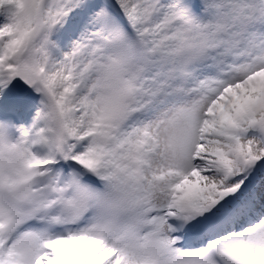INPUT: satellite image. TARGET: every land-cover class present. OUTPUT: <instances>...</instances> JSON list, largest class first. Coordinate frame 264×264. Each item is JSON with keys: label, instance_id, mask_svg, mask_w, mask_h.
Wrapping results in <instances>:
<instances>
[{"label": "rangeland", "instance_id": "374dc122", "mask_svg": "<svg viewBox=\"0 0 264 264\" xmlns=\"http://www.w3.org/2000/svg\"><path fill=\"white\" fill-rule=\"evenodd\" d=\"M84 1L40 0L38 13H53L56 17H65ZM129 1L126 6L115 0L117 8L123 10L124 15L133 22L139 38L131 40L122 28L113 27L123 39L119 38L115 41L117 44L111 46L108 43V53H101L97 62L81 55L83 44L80 41L71 42L70 53L67 55L73 57L68 60V72H64L63 77L70 75V83L74 87L82 86L87 90L89 97L86 99L96 105L93 124L98 126L102 123H114L118 131L117 137L128 133L133 141L132 150L127 154L121 150V143H117L115 150L111 145L114 152L110 154V148L103 147L98 152L95 150L90 160L84 163L86 171L76 166L71 168L70 184H77L78 189L69 199L63 196L60 198L62 208L55 214L54 221L63 229L68 223L76 225L79 218L71 219L77 212L94 211V229L99 230L90 238L99 248L95 258H83L81 253L80 260L71 257L64 260L62 248L67 250V246H73L74 243L68 236L56 234L51 236L52 244H56L48 252L51 255L46 257L49 259L48 264L54 261L51 259L54 255L58 258V264H167L170 249L165 238L167 229L162 210L170 186L181 178H187V183L189 182L185 186L189 190L186 198L188 209L183 210V217L195 222L194 219L202 220L206 216V220L211 222L215 215L228 216L219 224L221 226L217 232L220 234L211 235L214 236L212 242L219 243L224 251L241 264H264V214L247 227L240 223L228 228L229 222L236 220L245 203L238 201L241 196L264 185V108L249 118L247 123L239 125L241 134L226 133L222 121H217L211 126L212 129H217V135L208 136L203 143L194 141L189 153L191 160L198 159L200 150H197L203 147L205 154L202 160L211 165V169L205 168L203 173L198 174L199 177L194 175L192 178L191 166L178 172L179 166L173 161V154L181 147V129L171 123L175 113H187L188 106L196 103L206 92L210 95L207 102H218L220 107L221 100L216 97L228 89L233 78L237 81L249 71L264 65V49L256 47L261 31L252 25L249 0H201L203 15L196 20L187 14L186 2H183L184 15L179 18L172 11L162 9L160 0ZM260 2L263 4V0ZM114 12L115 18H118L117 12ZM42 30L39 23L31 27L14 55L15 60L8 67L6 81L0 83L4 89L11 85L9 76L13 69H22L36 77L30 91L23 96L26 99L22 107L35 93L46 94L45 91L54 83L50 78L44 77L37 64L38 41ZM106 40L112 42L109 34L101 38V43H107ZM225 53L229 55H222ZM246 65L251 66L247 69ZM241 67L246 70L240 69ZM213 79L219 82L215 89L210 86ZM260 83L264 87V74L256 75L241 89L244 92L249 89L247 95L252 102L263 96V88H253ZM237 87H233L230 94L240 100L243 95H238L240 90ZM8 93L17 94L15 89ZM7 98L13 105L17 101L11 96ZM206 103L204 107L207 106ZM241 104L243 103L240 102L239 105ZM54 105L50 112L53 115L51 121L54 130L60 132L64 128L60 109L63 102L57 99V104ZM206 109L205 112L210 111L209 106ZM144 111L145 114H142ZM128 113L136 118L134 126L122 120L126 119L124 116ZM211 115V120H215V113ZM232 115L227 114L223 120L233 122ZM203 117L198 115L196 134L202 130L200 124L201 120L205 121ZM258 128L262 129V137L252 133ZM123 129L128 131L124 132ZM7 135L8 132L3 134L4 137ZM220 135L225 136L224 141H220ZM238 138L245 140L246 149L255 152L248 155L244 151H229L228 147ZM88 147L91 148L92 144ZM209 152L214 157H208L206 153ZM238 156L243 159L240 165L242 169L229 175L226 185L219 186L218 180L212 176L217 174V169H230L233 164L238 165ZM45 158L52 157L48 155ZM11 161L17 162L16 159ZM23 162L24 159L17 163L23 166ZM214 168H217L216 171ZM81 173L86 176L90 187L88 190H85L86 186L78 184ZM237 175L239 176L235 181ZM107 181L125 187L119 189L114 202L102 199L97 191L99 183ZM65 189L66 186L61 189L62 194ZM240 189L246 190L236 194ZM54 194H58L57 187ZM56 200V204L60 203L59 197ZM236 201L238 206L229 207ZM225 204H228L226 213L222 211ZM245 208L249 209L248 206ZM159 215L162 216L161 221ZM17 226L18 221H11L5 216L0 220V237L11 233ZM85 227L86 225L82 229ZM32 234L31 231L23 232L11 241L9 252L14 259L12 263L23 264L25 260L26 264L33 263L41 240L34 242V251L29 255L28 239ZM77 237L85 238L86 235L79 233ZM57 244H60L58 249ZM119 248H127V251L123 253Z\"/></svg>", "mask_w": 264, "mask_h": 264}, {"label": "bare ground", "instance_id": "6f19581e", "mask_svg": "<svg viewBox=\"0 0 264 264\" xmlns=\"http://www.w3.org/2000/svg\"><path fill=\"white\" fill-rule=\"evenodd\" d=\"M91 0H85V2L77 7H75L71 12L68 13L65 17H56L53 13H38V6L40 0H0V83L1 81H6L7 71L10 64L15 60V53L19 50L21 41L26 37L28 31L31 27L39 23L42 27V36L38 41V55H37V64L42 74L45 78H50L54 83L52 86L46 90V94L43 95L41 101H44L45 104L39 108L35 106L29 111H22V117L20 121H24L22 125H17L20 129V136L15 140L16 145L12 144L9 138L3 139L1 133L9 128V124L5 121L0 120V186L4 187L6 196L13 197L22 196L23 192L29 187L24 180H26V174L28 172L23 170L17 162L25 158V161H36L43 162L44 158L48 155L53 157H61L62 155L68 153V150H74L72 153V165L83 167V163L89 161L93 156L95 150L98 152L103 147H109L108 151L112 154L114 151L111 149V145L114 146V150L117 148V143H121V150L125 151L127 154H130L132 150L131 139L128 137V133L124 136L120 135L117 137V127L114 123H102L101 125L93 124V114L94 106L93 104L86 99L89 97L87 90L82 88V86L74 87L70 83V75L63 77L64 72H68L67 62L73 55H67L70 53L71 42L80 41L83 44L81 49V55H85L92 62L99 61L101 53H108V43L109 46L118 40L122 36L115 33V29L110 27L106 28L103 24L107 20L106 16L104 17L105 10H102L98 5L97 8L93 7V3L89 2ZM119 4L129 5V0H118ZM85 3H91L89 6H85ZM161 8L165 10H170L175 15V17L183 16V2L182 0H160ZM118 4V3H117ZM112 5V3H110ZM249 12L252 13L253 23L261 32L258 37L257 46L260 50L264 49V5L261 4L260 0H249L248 1ZM80 13L82 16H78ZM195 20V17H191ZM79 23V26L75 23ZM174 24L177 25V22ZM74 32V33H72ZM108 32L112 42L101 43V38ZM138 38V35H137ZM102 49V50H101ZM222 55H229L225 53ZM250 65H246L248 67ZM244 67H241L242 69ZM50 75V77H49ZM248 81V80H247ZM236 79H232V83H235ZM244 83V82H243ZM241 84V83H240ZM238 84V85H240ZM219 82L217 79H213L210 83L212 88H217ZM8 94L0 86V96L5 97ZM225 95V94H223ZM209 92H206V95L202 98H199L196 103L191 106H188L187 113L176 112L175 115L171 118V123L176 127L181 129V147L178 151L173 154V161L178 164V172L182 171L184 168L191 166L190 168L194 170L192 178L194 175L203 173V170L209 169L211 165L203 161V155L205 154L203 148L200 153H198V159L192 161L189 153L191 152L194 141L198 142V135L195 133V126L198 122V115H205L206 117L210 116V112L204 113L207 109L204 107V104L209 99ZM57 99H61L63 102L61 109L62 121L64 123V128L60 132L54 130L52 117L50 115L51 108L57 104ZM227 100V97L225 98ZM264 98H260L262 102ZM229 100V99H228ZM31 103V102H29ZM208 103V102H207ZM50 104V105H49ZM232 106L229 107L226 105V109L221 110L223 116L227 113H230L232 110L236 117H239L240 122L245 123L247 117L253 116V113L245 106L238 110H234L235 100H230L228 102ZM261 103L252 102L248 106H254L255 110L258 109ZM211 111L217 109L216 103H210ZM144 109V108H143ZM19 114L21 113L19 107ZM242 111V112H241ZM218 113L220 111L218 110ZM145 114V111L142 113ZM126 121L128 124L134 126L136 118L132 115H125ZM25 118V119H24ZM219 119V117H216ZM221 121V119H220ZM229 123L228 120L223 121L222 124L224 128H232V125L226 124ZM226 124V125H225ZM209 125V124H208ZM209 125L206 129L204 127V135L206 138L211 137L210 132L214 135H217V129L214 130L210 128ZM238 127V126H236ZM131 128V127H130ZM239 128V127H238ZM129 129V128H128ZM124 130V132H127ZM257 129V128H256ZM207 132V134L205 133ZM256 135L262 137V129L253 131ZM196 134V135H195ZM88 135L86 142L82 141L81 136ZM112 136V139H111ZM81 138V139H80ZM225 136L220 135V141H224ZM202 143L206 142L207 139H199ZM245 140L241 138L231 144L228 148L229 151H235L234 153H244L251 154L255 151L246 149L244 147ZM86 143V144H84ZM92 144V147L89 148ZM212 145V144H211ZM210 145V146H211ZM94 146V148H93ZM88 147V148H87ZM211 150V148H209ZM257 151V150H256ZM259 151H263L259 149ZM257 151V152H259ZM208 157H214L213 153H206ZM12 158L16 159L17 162L12 163ZM200 160V161H199ZM240 165L233 164L230 169H217V174L213 175L215 180H218L219 186L226 185V177L238 173L242 168ZM211 169V168H210ZM174 176V175H173ZM199 177V175H198ZM51 179V178H50ZM49 179V180H50ZM238 179V178H236ZM235 179V180H236ZM12 180L18 181L19 185H11ZM49 189L46 196V199H49L52 195V190L55 188L54 180L49 181ZM185 197V196H184ZM54 198V195L52 196ZM181 197L177 196L174 199H180ZM35 207L40 203L37 200H32ZM167 202V201H166ZM48 203V202H47ZM1 204V203H0ZM43 204H46L43 203ZM187 202L179 203L181 208H187ZM44 207V206H43ZM55 211V205H50L49 209L46 212V216L49 215V212ZM9 214L6 209L0 205V220L4 219L5 216ZM66 215V214H63ZM78 215V214H77ZM37 216V215H36ZM45 216V214H43ZM42 216V217H43ZM45 216V217H46ZM239 220L244 218V215H240ZM82 218V217H81ZM94 217H89L88 219L82 220L81 226H85V229H79L78 227L73 230L71 235L77 236L79 233L86 235L85 238H77L73 243V246L69 247L67 250L62 248L63 257L76 258L77 260L81 259V253L83 258H95L97 255L98 245L93 243L90 238L91 235L98 232L99 229H94ZM159 220H162L161 215H159ZM47 221V217H46ZM81 221V220H80ZM47 228L45 230H36V233L28 239L29 249L28 254L34 251V242L43 236H49L50 234L62 233L67 234L66 231L62 230L61 227H55L51 223H46ZM35 232V231H34ZM22 230L20 227H16L11 233L6 234L0 237V264H18L12 263L13 256L9 252V245L11 241L17 239V235L21 234ZM166 236V235H165ZM167 237V236H166ZM60 244H57L56 248L58 249ZM93 247V249L91 248ZM122 250V248H119ZM127 248L123 249L122 252H126ZM167 255V264H176L177 256L173 254ZM27 253L25 256H27ZM184 256V255H182ZM53 259V258H52ZM26 261V260H25ZM24 261L23 264H26ZM42 264H48L47 259L43 260ZM51 264H57V261L52 262ZM148 264H154L148 262ZM180 264V260H179ZM200 264V263H195Z\"/></svg>", "mask_w": 264, "mask_h": 264}, {"label": "water", "instance_id": "95a60500", "mask_svg": "<svg viewBox=\"0 0 264 264\" xmlns=\"http://www.w3.org/2000/svg\"><path fill=\"white\" fill-rule=\"evenodd\" d=\"M13 83L18 88L27 87V80L22 71H13Z\"/></svg>", "mask_w": 264, "mask_h": 264}]
</instances>
